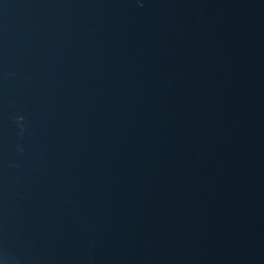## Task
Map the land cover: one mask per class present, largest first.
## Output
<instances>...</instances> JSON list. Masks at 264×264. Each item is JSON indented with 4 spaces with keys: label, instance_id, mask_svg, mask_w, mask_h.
Segmentation results:
<instances>
[{
    "label": "water",
    "instance_id": "water-1",
    "mask_svg": "<svg viewBox=\"0 0 264 264\" xmlns=\"http://www.w3.org/2000/svg\"><path fill=\"white\" fill-rule=\"evenodd\" d=\"M0 264H264V0H0Z\"/></svg>",
    "mask_w": 264,
    "mask_h": 264
}]
</instances>
